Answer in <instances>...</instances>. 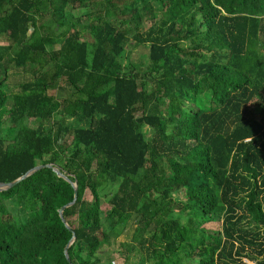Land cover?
Returning a JSON list of instances; mask_svg holds the SVG:
<instances>
[{
	"label": "trees",
	"instance_id": "trees-1",
	"mask_svg": "<svg viewBox=\"0 0 264 264\" xmlns=\"http://www.w3.org/2000/svg\"><path fill=\"white\" fill-rule=\"evenodd\" d=\"M0 38V183L79 184L70 228L53 168L0 192V264H106L134 217L123 264H264V0H0Z\"/></svg>",
	"mask_w": 264,
	"mask_h": 264
},
{
	"label": "rangeland",
	"instance_id": "rangeland-1",
	"mask_svg": "<svg viewBox=\"0 0 264 264\" xmlns=\"http://www.w3.org/2000/svg\"><path fill=\"white\" fill-rule=\"evenodd\" d=\"M83 11H80V9L76 10L73 12L76 16H79ZM47 21V20H46ZM88 22L87 19L83 20V23L86 24ZM151 23H146L145 25V30L147 31L151 27ZM45 33V31L43 32ZM130 43L126 46L125 54H124V61L126 65H136L140 68L141 71H146L151 69V60H150V46L149 45H138L136 42L132 41V35H129ZM87 43H91L92 38L90 36H84L83 39ZM0 43L3 44L5 43L3 38H0ZM58 49V48H57ZM92 49V48H90ZM24 74L21 71H17L13 74L11 77L10 83L14 84L20 80L24 79ZM71 87L67 84L65 80L61 81L60 86L57 90V96L60 98L64 97H69L72 93ZM168 125L166 124L165 128H168ZM164 126V123L162 124ZM185 128H194L192 124H185ZM145 132L149 133L148 129L144 130ZM113 193L112 188H107L105 187L102 191L101 194H103V210L109 209V205L107 204L108 197ZM88 198L91 199V196L88 195ZM139 225V219L134 217L132 221L126 226L124 229L122 236L117 240L116 244L113 245L114 249L111 248L109 249L107 246L104 247V251L106 253H102L101 257L103 259V262L108 264L110 261L113 262V264H123L124 262V257L126 255V249L123 246H126L127 243H132L133 237L136 232V228H138ZM206 229L209 231H220L221 230V225L216 224V225H206ZM115 250V251H114ZM125 253V255H123ZM247 264H254L246 261Z\"/></svg>",
	"mask_w": 264,
	"mask_h": 264
},
{
	"label": "water",
	"instance_id": "water-1",
	"mask_svg": "<svg viewBox=\"0 0 264 264\" xmlns=\"http://www.w3.org/2000/svg\"><path fill=\"white\" fill-rule=\"evenodd\" d=\"M45 168H53L60 177L64 178L65 180H67L69 183L73 184L74 188L76 189V196H75V200L68 204L67 207H65L61 212V217L64 220V223L67 225L68 228H70V226L67 224V221L64 218V213L66 210L71 209L74 207V205L77 203L78 199H79V184L76 182L74 183L69 176H67L66 174H64L59 168L55 167L53 164H49V165H40L37 166L34 169L29 170L26 174H24L23 176H21L20 178H18L17 180H15L14 182L11 183H0V192H4L7 191L15 186H17L18 184H20L22 181L30 178L31 176H34L36 173H38L39 171L45 169ZM76 241V234H74V240L69 244V246L66 248V255L67 258L69 259V261L71 262V258H70V254H69V249L71 248V246L74 244V242Z\"/></svg>",
	"mask_w": 264,
	"mask_h": 264
}]
</instances>
